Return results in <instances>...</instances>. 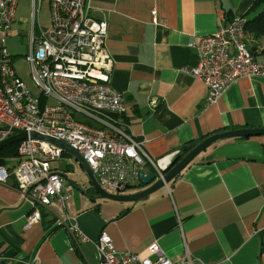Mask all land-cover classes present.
Instances as JSON below:
<instances>
[{
    "label": "crops",
    "instance_id": "obj_1",
    "mask_svg": "<svg viewBox=\"0 0 264 264\" xmlns=\"http://www.w3.org/2000/svg\"><path fill=\"white\" fill-rule=\"evenodd\" d=\"M253 1H84L89 18L107 23L111 87L123 96L130 132L144 141L143 150L152 159L214 133L264 128V79H239L215 104L205 105V86L186 73L198 63L191 45L243 17ZM247 47L264 58V38ZM247 141L264 150V136L222 141L200 153L180 177L132 203L95 197L81 168L69 160L61 168L51 165L64 176L67 198L40 209V221L29 228L24 226L32 209L10 176L0 183V264H30L35 255L39 264H97L94 241L101 232L117 254L154 260L148 247L156 244L172 262L187 252L192 264H264V159L213 155L223 144ZM143 172L152 171L146 167ZM144 188L137 183L123 194ZM66 218L91 241L72 250ZM10 249L15 256L5 257Z\"/></svg>",
    "mask_w": 264,
    "mask_h": 264
},
{
    "label": "built area",
    "instance_id": "obj_2",
    "mask_svg": "<svg viewBox=\"0 0 264 264\" xmlns=\"http://www.w3.org/2000/svg\"><path fill=\"white\" fill-rule=\"evenodd\" d=\"M85 0H48L49 25L38 22L42 0H30L31 27L28 53L31 79L39 96L31 94L10 65L6 37L14 22L18 0H0V142L14 131L33 132L69 146L88 165L99 186L108 193L140 183L149 167L156 179L170 167L174 156L152 159L136 141L125 121L123 96L111 87L112 58L105 48L107 23L94 20L84 10ZM155 21V12H151ZM245 19L235 17L215 33L199 38L191 47L198 63L186 73L206 88L205 105L215 104L226 87L242 78L264 79V58L247 47ZM49 101L51 103H49ZM16 160L0 166V183L11 176L31 212L25 228L40 221V209L64 201L65 179L51 164L62 156L54 145L31 138L17 144ZM67 233L71 249L91 240L71 223ZM97 264H192L186 252L179 262L148 247L154 260L133 253L117 254L110 237L101 232L94 241ZM30 264H39L35 255ZM201 264V263H200Z\"/></svg>",
    "mask_w": 264,
    "mask_h": 264
},
{
    "label": "water",
    "instance_id": "obj_3",
    "mask_svg": "<svg viewBox=\"0 0 264 264\" xmlns=\"http://www.w3.org/2000/svg\"><path fill=\"white\" fill-rule=\"evenodd\" d=\"M14 133L15 134L11 137L0 142V150L26 138L48 142L60 149L63 154L71 157L78 164L85 175L86 182L89 187L88 190L92 191L95 197L114 202L132 203L145 200L148 195L166 186L169 182L174 180L181 173V171L192 162L193 159L209 147L214 146L216 143L227 140H248L250 138L264 136V128L222 131L209 135L190 150H187V147L184 146L182 147V150L186 152L185 155L175 164H171L169 168L164 170L161 178L156 179L152 172L140 173L139 180L145 188L129 194H123L124 190L119 191L118 194H111L103 190L95 180L92 172L82 157L61 141L33 132L27 133L25 131H14ZM213 155L215 157H223L230 160L262 161L264 159L262 147L254 141L223 144L215 149ZM4 256L12 258L15 256V252L11 249L7 250L4 253Z\"/></svg>",
    "mask_w": 264,
    "mask_h": 264
},
{
    "label": "rangeland",
    "instance_id": "obj_4",
    "mask_svg": "<svg viewBox=\"0 0 264 264\" xmlns=\"http://www.w3.org/2000/svg\"><path fill=\"white\" fill-rule=\"evenodd\" d=\"M30 13V0H18L14 22L7 34L5 45L8 54V60L17 77L26 85L32 95L39 96V91L36 89V87H34L31 79L29 64L25 60V56L28 53V42L31 27ZM49 18L50 15L48 0H42L38 16V22L42 28L48 27ZM49 103L51 102L49 101ZM3 159H5L7 164L10 163V158L7 156L4 155ZM68 160L72 162L73 165H75L76 169L80 170L78 164L71 157L65 154L62 158L51 165L61 168L67 163Z\"/></svg>",
    "mask_w": 264,
    "mask_h": 264
},
{
    "label": "trees",
    "instance_id": "obj_5",
    "mask_svg": "<svg viewBox=\"0 0 264 264\" xmlns=\"http://www.w3.org/2000/svg\"><path fill=\"white\" fill-rule=\"evenodd\" d=\"M243 18L245 19L244 32H245V36L247 39V43L250 44L251 41H255V40L264 38V0H254L253 3L251 4V6L249 7V9L243 15ZM249 51L252 54H254V48L250 47ZM17 144L18 143H13V144L8 145V146H6L0 150V166L5 164V159H3L4 155L7 156L8 158H10L9 161L16 160ZM196 144H198V143L190 142V143H187L185 145V147H187V150H190ZM263 152H264V150H263ZM185 153L186 152L183 151L181 148L178 151V153L174 156L171 164H175L178 160H180L185 155ZM63 155L64 154L62 153V156ZM193 162H194V159L186 168H188ZM185 169H183L182 171H184ZM182 171H181V173H182ZM181 173L176 178L180 177ZM141 185H142V183L140 182L139 186H141ZM91 193H93V192L91 191Z\"/></svg>",
    "mask_w": 264,
    "mask_h": 264
}]
</instances>
